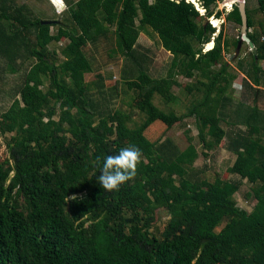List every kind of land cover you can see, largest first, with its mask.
<instances>
[{
    "label": "trees",
    "instance_id": "1",
    "mask_svg": "<svg viewBox=\"0 0 264 264\" xmlns=\"http://www.w3.org/2000/svg\"><path fill=\"white\" fill-rule=\"evenodd\" d=\"M67 1L71 27L43 25L16 0H0V56L14 72L21 59L24 65L37 61L21 98L0 120V136L11 134L0 154V264H264V112L242 104L236 114L245 130L228 135L222 127L219 111L235 78L222 63L228 42L223 31L212 39L216 29L201 23L193 0ZM195 1L207 21L221 18L215 9L226 0ZM255 1L264 18V0ZM247 14L248 38L256 49L250 52L251 85L259 87L264 29L261 36L252 32L248 2ZM227 22L241 27L237 6ZM147 27L173 54L160 77L151 75V58L137 49ZM115 36L135 65L134 76L114 86L118 92L125 83L135 95L129 111L104 104L111 94L103 74L87 79L95 67L86 47ZM67 39L59 55L51 45ZM179 76L194 78L184 89L189 96L204 90V99L192 100L184 114L166 113L155 100L160 96L174 105L179 96L173 89L182 88ZM141 113L144 119L132 126ZM191 117L204 151H217L226 141L236 155L231 172L240 180L216 174L210 181L194 170L200 154L189 129L184 150L170 138L153 142L146 133L157 121L170 129ZM131 145L142 151L136 176L118 191H104L98 183L104 158ZM244 180L253 186L247 198L257 201L251 212L235 200ZM161 211L168 222L158 235Z\"/></svg>",
    "mask_w": 264,
    "mask_h": 264
},
{
    "label": "rangeland",
    "instance_id": "2",
    "mask_svg": "<svg viewBox=\"0 0 264 264\" xmlns=\"http://www.w3.org/2000/svg\"><path fill=\"white\" fill-rule=\"evenodd\" d=\"M20 7L26 6L29 9V16L33 20H42L43 23H48V21H56L60 24H65L67 26H72L70 21V16L68 13L69 3L67 0H16ZM76 1V0H75ZM196 3V9L200 12L202 24H210L214 29H216V35L212 37L214 40L221 31H223L225 38L227 39V49L222 52V63H226L230 75H234L235 78L229 82L228 87L224 93V96L228 98V101L223 107L220 108L221 125L226 130L228 135H235L239 130H245V127L239 124V117L237 116V111L240 109V105L244 104L245 107L255 108L257 107L264 112V61L258 62L259 74L261 78V86L256 87L254 84V71L252 66V57L250 54V48L246 43L240 46L237 53L236 49L233 48V42L239 40L241 35V27L235 25L234 23L227 22L228 15L233 11V6L224 5L219 3L215 9V16L217 13H222L219 20L215 17L207 21L205 18L206 12L200 8V5ZM248 2L249 10L251 11V16L254 22V28L252 32L258 33L261 36V32L264 29V18L258 12V5L255 0H246ZM230 6V7H229ZM64 13V14H63ZM63 14V15H62ZM70 21V22H69ZM261 37V42H263ZM68 39L63 40L59 45L52 44L51 47L59 49V55L61 54V47L68 44ZM118 41L115 36L112 41H102L98 45L90 43L86 50L94 63V72L87 75L88 81L92 82L97 80L98 74H103L106 77V89L111 94V96L104 102V104L111 107V109L119 108L125 111H129L131 105L134 102L135 95L122 83L119 91L114 89V86L118 79L123 81L125 76L133 77L135 65L128 57H126L118 49ZM211 44L215 42L212 41ZM238 46V45H237ZM50 47V48H51ZM207 46L203 49L206 51ZM213 48V47H212ZM138 51L140 53H145L150 57L147 66L152 76L160 77L165 75L167 69L171 64L173 54L163 48L161 39L159 35L151 28L147 27L143 31L138 43ZM236 54V55H235ZM64 58V57H62ZM36 60H31L25 65L24 60L21 59L19 64L21 68L19 72L12 71L9 67L7 60L0 56V120L1 115L4 114L9 107L17 100L20 99V90L24 85L26 75L31 67L36 63ZM215 66V69H219L221 64ZM179 82L182 84V88L175 87L173 90L179 96V100L174 105H166L161 101L160 96H157L156 103L159 105L160 109L164 112H169L173 110L176 114H184L190 102L192 100L196 102H201L204 99V94L206 91L201 90L199 92H194L190 96L185 91V86L188 84H193L195 79H186L181 76L178 77ZM125 81V80H124ZM250 88H249V87ZM260 90V93L254 95V90ZM97 87L94 89L95 94L102 98L97 92ZM109 94V95H110ZM102 101H104L102 99ZM144 114L141 113L134 118V123H139L144 119ZM189 129L194 137V144L197 146L198 152L200 154L199 159L195 163L194 170L201 171L200 174L203 178H208L210 181L216 179V174L222 175V178L226 181H238L240 178L231 172L233 164L236 160V155L231 152L226 145V141L222 143V147L217 151H204L202 143L199 139V130L194 118H186L184 121L176 123L172 128L167 129V126L161 121H157L154 125L146 132L149 139L153 142L164 140L165 138L172 139L177 146L184 150L188 145V140L186 136V130ZM11 134L7 136H0V154L6 153V138H9ZM264 140V131L261 135ZM206 154L208 156H206ZM0 155V156H1ZM252 185L249 184L247 180L243 181L241 190L235 195V200L237 206L251 212L256 205L257 201L255 199L247 198L248 194L251 193ZM168 222V216L164 211H161V223L155 232L161 235Z\"/></svg>",
    "mask_w": 264,
    "mask_h": 264
},
{
    "label": "clouds",
    "instance_id": "3",
    "mask_svg": "<svg viewBox=\"0 0 264 264\" xmlns=\"http://www.w3.org/2000/svg\"><path fill=\"white\" fill-rule=\"evenodd\" d=\"M194 5L197 7L196 4ZM236 52L238 51H235V53ZM141 161L142 151L137 146L131 145L121 148L117 154L108 155L104 158L101 165V174L98 177V183L102 186L104 191H118L121 185L132 180L136 176ZM77 198V195L71 197L72 200H76Z\"/></svg>",
    "mask_w": 264,
    "mask_h": 264
},
{
    "label": "water",
    "instance_id": "4",
    "mask_svg": "<svg viewBox=\"0 0 264 264\" xmlns=\"http://www.w3.org/2000/svg\"><path fill=\"white\" fill-rule=\"evenodd\" d=\"M189 2V0H188ZM224 5H231V6H237L240 16H241V20H242V25H241V37L239 39L238 42V46H237V51L240 49V46L243 43H246L248 45V47L250 48V51L255 54L256 53V49L253 45V43L250 41V39L248 38V34H249V23H248V14H247V3L246 0H226L223 2ZM53 22H48V23H43V25H49Z\"/></svg>",
    "mask_w": 264,
    "mask_h": 264
},
{
    "label": "snow or ice",
    "instance_id": "5",
    "mask_svg": "<svg viewBox=\"0 0 264 264\" xmlns=\"http://www.w3.org/2000/svg\"><path fill=\"white\" fill-rule=\"evenodd\" d=\"M57 2H60V0H57Z\"/></svg>",
    "mask_w": 264,
    "mask_h": 264
},
{
    "label": "built area",
    "instance_id": "6",
    "mask_svg": "<svg viewBox=\"0 0 264 264\" xmlns=\"http://www.w3.org/2000/svg\"><path fill=\"white\" fill-rule=\"evenodd\" d=\"M263 40H264V38H263Z\"/></svg>",
    "mask_w": 264,
    "mask_h": 264
},
{
    "label": "crops",
    "instance_id": "7",
    "mask_svg": "<svg viewBox=\"0 0 264 264\" xmlns=\"http://www.w3.org/2000/svg\"><path fill=\"white\" fill-rule=\"evenodd\" d=\"M207 51V50H206Z\"/></svg>",
    "mask_w": 264,
    "mask_h": 264
},
{
    "label": "flooded vegetation",
    "instance_id": "8",
    "mask_svg": "<svg viewBox=\"0 0 264 264\" xmlns=\"http://www.w3.org/2000/svg\"><path fill=\"white\" fill-rule=\"evenodd\" d=\"M237 53V52H236Z\"/></svg>",
    "mask_w": 264,
    "mask_h": 264
}]
</instances>
